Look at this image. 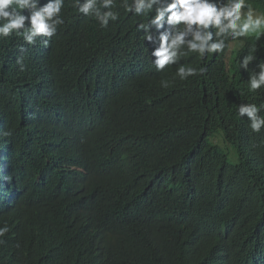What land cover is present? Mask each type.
<instances>
[{
  "label": "trees",
  "instance_id": "obj_1",
  "mask_svg": "<svg viewBox=\"0 0 264 264\" xmlns=\"http://www.w3.org/2000/svg\"><path fill=\"white\" fill-rule=\"evenodd\" d=\"M75 1L53 0L63 25L46 45L0 28V166L13 182L12 195L0 183V264H264V85L247 84L264 77L248 76L264 32L207 77L197 59L194 76L160 75L145 70L161 61L145 18L120 6L111 23L83 18ZM183 2L208 51L232 12L264 16V0L116 4Z\"/></svg>",
  "mask_w": 264,
  "mask_h": 264
},
{
  "label": "clouds",
  "instance_id": "obj_2",
  "mask_svg": "<svg viewBox=\"0 0 264 264\" xmlns=\"http://www.w3.org/2000/svg\"><path fill=\"white\" fill-rule=\"evenodd\" d=\"M55 1L61 9L64 8V0ZM156 1L158 0H149V3L153 4ZM116 3L117 0H110L107 6H103L105 0H77L73 4V9L77 16L90 19L92 17L90 15L94 14V16H98V18H95L96 20L104 23H111L119 19L120 14L117 11V6L123 8L128 14L145 18L147 29L144 39L148 45V59L150 58L153 61L161 59L160 63L155 66L146 65L145 70L147 72L162 75L167 71L178 73L189 70L194 76L193 71L196 69L192 67V63L193 60L197 59L207 77L209 73L219 69L218 58L222 53H224L227 63L235 55L234 52L228 53L234 37L229 43L221 41V48L219 49L209 51L201 49L199 42L201 27L199 23L195 21V18L190 19L187 14H183V7L193 2L173 3L165 10L154 5L126 8L124 4L117 5ZM53 7V0H0V28L9 26L17 35L24 34L25 42H28L27 39H37L46 45L63 25V23L55 20ZM42 9H44V17L40 15ZM3 13L4 18H2ZM247 84L248 88L253 87L259 90L264 85V77L252 81V84L247 81ZM223 144L225 143L223 142ZM217 148L221 149V147ZM2 155L3 151L0 149L1 160ZM0 165H2L1 162ZM0 168H3V166H0ZM5 180H3V184L8 182H5ZM12 184L11 181L9 185L12 186ZM1 189H3V186ZM0 198L1 201L2 197Z\"/></svg>",
  "mask_w": 264,
  "mask_h": 264
},
{
  "label": "rangeland",
  "instance_id": "obj_3",
  "mask_svg": "<svg viewBox=\"0 0 264 264\" xmlns=\"http://www.w3.org/2000/svg\"><path fill=\"white\" fill-rule=\"evenodd\" d=\"M110 3V0H105V4L103 6H107ZM245 9L236 10L232 12L231 16L226 18L223 22L222 27L220 29V39L222 42L229 43L232 39L233 43H231V47H229L228 53L234 52L237 55L240 49L244 46V42L246 38L250 36H256L264 32V16L263 13L254 11L253 9H246L248 7H244ZM220 28V27H219ZM219 32V30H218ZM157 42V41H155ZM225 46V45H223ZM256 62V68H253L248 76L251 73H264V68L262 65L264 64V59H252L250 63ZM252 84V81H250ZM216 146L221 147V151L227 155L228 161L232 165H236L238 163V151L232 147L223 144L220 140L215 141Z\"/></svg>",
  "mask_w": 264,
  "mask_h": 264
},
{
  "label": "bare ground",
  "instance_id": "obj_4",
  "mask_svg": "<svg viewBox=\"0 0 264 264\" xmlns=\"http://www.w3.org/2000/svg\"><path fill=\"white\" fill-rule=\"evenodd\" d=\"M0 162H1V156H0ZM0 169L2 170V168H0ZM0 173H1V172H0ZM2 175H3V177H0V183L3 184V180L6 179L5 182L8 181L7 183H5L6 188H7V190H8V191L11 193V195H12V189H11V186L9 185V184L11 183V179L6 175V173L4 172V170L2 171ZM0 199H1V198H0Z\"/></svg>",
  "mask_w": 264,
  "mask_h": 264
},
{
  "label": "water",
  "instance_id": "obj_5",
  "mask_svg": "<svg viewBox=\"0 0 264 264\" xmlns=\"http://www.w3.org/2000/svg\"><path fill=\"white\" fill-rule=\"evenodd\" d=\"M43 14H44V9H42L40 12V15H43Z\"/></svg>",
  "mask_w": 264,
  "mask_h": 264
}]
</instances>
